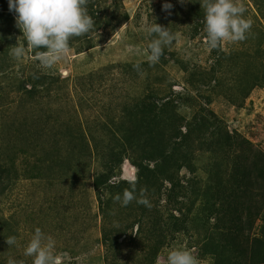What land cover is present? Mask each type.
<instances>
[{"label": "rangeland", "instance_id": "374dc122", "mask_svg": "<svg viewBox=\"0 0 264 264\" xmlns=\"http://www.w3.org/2000/svg\"><path fill=\"white\" fill-rule=\"evenodd\" d=\"M238 2L247 39L213 50L203 0H88L94 30L42 70L0 0V264H32L36 228L64 264H264V0ZM154 22L180 39L153 66ZM131 176L151 208L116 201Z\"/></svg>", "mask_w": 264, "mask_h": 264}, {"label": "clouds", "instance_id": "9594fccd", "mask_svg": "<svg viewBox=\"0 0 264 264\" xmlns=\"http://www.w3.org/2000/svg\"><path fill=\"white\" fill-rule=\"evenodd\" d=\"M180 3L192 0H179ZM88 0H8L10 12L15 14V26L21 31L24 43L11 47L14 58H22L26 49L35 50L34 59L42 70H51L64 60L70 51V39L89 34L94 30V20L87 12ZM205 9L204 31L210 49H219L227 43L242 42L247 39L252 28V20L245 18L246 7L238 0H203ZM173 6L165 3L168 11ZM170 14V13H169ZM151 41L147 45V61L150 65L159 63L165 47L180 39V33L172 32L156 22L146 26ZM20 38V37H19ZM138 71L140 65L134 66ZM129 188L115 197L121 206L132 201L151 208L149 199L141 191L136 192L137 177H128ZM9 247L17 244L15 236L6 239ZM24 256L32 258V264H64L65 257L56 252V241L51 235L36 228L24 249ZM7 264H23L9 258ZM166 264H199L198 258L190 250H170Z\"/></svg>", "mask_w": 264, "mask_h": 264}, {"label": "trees", "instance_id": "16d2710c", "mask_svg": "<svg viewBox=\"0 0 264 264\" xmlns=\"http://www.w3.org/2000/svg\"><path fill=\"white\" fill-rule=\"evenodd\" d=\"M145 124V123H144ZM147 138H149V137H147Z\"/></svg>", "mask_w": 264, "mask_h": 264}]
</instances>
